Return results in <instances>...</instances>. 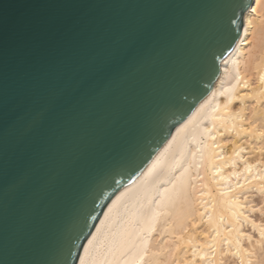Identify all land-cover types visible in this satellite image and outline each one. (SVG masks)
Masks as SVG:
<instances>
[{"label":"water","instance_id":"obj_1","mask_svg":"<svg viewBox=\"0 0 264 264\" xmlns=\"http://www.w3.org/2000/svg\"><path fill=\"white\" fill-rule=\"evenodd\" d=\"M251 3L0 0V264L78 263L212 90Z\"/></svg>","mask_w":264,"mask_h":264},{"label":"bare ground","instance_id":"obj_2","mask_svg":"<svg viewBox=\"0 0 264 264\" xmlns=\"http://www.w3.org/2000/svg\"><path fill=\"white\" fill-rule=\"evenodd\" d=\"M77 264H264V0L210 93L107 204Z\"/></svg>","mask_w":264,"mask_h":264}]
</instances>
